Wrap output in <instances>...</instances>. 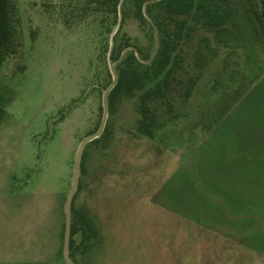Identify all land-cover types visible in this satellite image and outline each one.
<instances>
[{
  "label": "rangeland",
  "instance_id": "374dc122",
  "mask_svg": "<svg viewBox=\"0 0 264 264\" xmlns=\"http://www.w3.org/2000/svg\"><path fill=\"white\" fill-rule=\"evenodd\" d=\"M13 5L21 46L0 65V264H66L75 155L99 129L116 62L100 25L112 18L85 13L83 0ZM120 36L148 44L133 18ZM180 53L172 106L152 107L154 138L138 133L136 96L109 107L84 151L79 264H264V44L241 17L224 37L199 30Z\"/></svg>",
  "mask_w": 264,
  "mask_h": 264
},
{
  "label": "trees",
  "instance_id": "16d2710c",
  "mask_svg": "<svg viewBox=\"0 0 264 264\" xmlns=\"http://www.w3.org/2000/svg\"><path fill=\"white\" fill-rule=\"evenodd\" d=\"M148 1L83 0V11L98 15L104 13L112 18L110 22L102 20L100 25L108 38L107 47L112 39V59L116 61L125 49L133 47L124 36H120L128 19L137 21L145 33L148 44L135 46L139 58L130 51L116 68L119 81L110 94L109 107H115L122 99L138 96V133L154 138L160 124L152 107L159 103L172 106L171 95L178 85L179 73L184 70V59L180 53L182 45L191 41L202 29L214 33L216 38L224 37L227 25L234 26L241 17L252 28L256 42L264 44V0H259V4L255 0H162L147 6L146 17L143 8ZM14 14L13 0H0V65L20 50ZM149 20L154 21L159 30L160 44L153 59L156 38ZM117 27L119 29L114 34ZM4 117L5 110L0 104V122ZM84 227L86 230L91 228L89 223ZM76 233L73 220L70 256L79 264L73 256V237Z\"/></svg>",
  "mask_w": 264,
  "mask_h": 264
},
{
  "label": "water",
  "instance_id": "95a60500",
  "mask_svg": "<svg viewBox=\"0 0 264 264\" xmlns=\"http://www.w3.org/2000/svg\"><path fill=\"white\" fill-rule=\"evenodd\" d=\"M160 1L162 0H150L147 3H145L144 8H143L144 15L147 17L146 8L148 5L154 4ZM149 21L154 29L155 38H156V46H155V50L152 56V59H153L158 51L159 44H160L159 30L156 24L154 23V21L152 20H149ZM130 51L135 52L136 56L139 58L137 49L134 47H129L122 52L118 61H116L115 63H112L110 61V71L112 75V82L103 94V100H102L103 116H102L101 124L96 133L86 137L80 143L77 149L76 155H75L73 181H72L71 189L66 199V206H65V218L66 219H65V231H64V243H63V258L66 264H76L70 256V241H71V228H72V208H73V201H74L75 194L79 188V181H80V176H81V171H82V157H83V154H84V151L87 145L99 139L105 131L108 116H109V97H110L111 92L117 86L118 81H119L116 68L124 60L126 54Z\"/></svg>",
  "mask_w": 264,
  "mask_h": 264
}]
</instances>
